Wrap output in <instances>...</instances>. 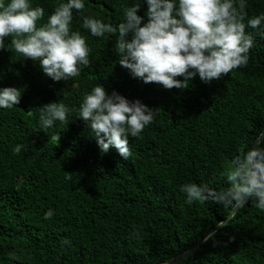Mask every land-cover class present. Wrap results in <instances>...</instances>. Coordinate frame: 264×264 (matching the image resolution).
<instances>
[{
  "label": "trees",
  "instance_id": "obj_1",
  "mask_svg": "<svg viewBox=\"0 0 264 264\" xmlns=\"http://www.w3.org/2000/svg\"><path fill=\"white\" fill-rule=\"evenodd\" d=\"M61 0H32L47 17ZM135 0H85L72 29L85 36L90 63L80 75L52 81L39 62L0 50V88L21 90L20 102L0 109V264H161L178 257L226 221L235 207L214 201L184 203L179 186L227 188L231 157L264 147V28L246 27L254 40L246 66L220 79L199 76L187 88L165 89L133 78L120 66L117 34L94 37L82 27L90 15L124 20ZM147 4L138 15L146 17ZM248 17L264 0H247ZM10 38H6V44ZM182 79V77H178ZM103 84L156 110L131 156L104 153L78 116L86 92ZM71 109L66 123L44 130L38 110L51 102ZM59 134V140L51 137ZM23 145L19 154L15 145ZM53 210V216L45 213ZM180 264H264V210L251 199Z\"/></svg>",
  "mask_w": 264,
  "mask_h": 264
},
{
  "label": "clouds",
  "instance_id": "obj_2",
  "mask_svg": "<svg viewBox=\"0 0 264 264\" xmlns=\"http://www.w3.org/2000/svg\"><path fill=\"white\" fill-rule=\"evenodd\" d=\"M142 3L148 6L147 19L138 15ZM246 3L247 0H135L123 7L124 20L119 24L83 15L82 27L94 37L117 34V63L133 78L155 82L165 89L187 88L197 75L210 83L247 65L254 40L245 29L264 28V12L248 17L245 23ZM84 9L85 0H61L47 22L37 26L45 15L42 6H33L32 0H0V50L7 46L22 59L38 61L52 81L77 77L90 63L91 48L85 36L72 29L73 11L79 14ZM6 38L10 43L6 44ZM20 97L21 90L16 87L0 88V109H12ZM156 110L139 99L129 100L115 90L109 93L103 84H95L84 94L77 117L97 138L102 152L114 147L127 159L132 154L129 138L141 135L154 120ZM36 111L40 127L47 130L57 122L66 123L71 109L59 100ZM51 138L59 140V134ZM22 147L17 144L13 151L19 154ZM225 175L229 186L220 190L203 183L181 184L184 203L211 200L227 208L251 199L253 207L264 210V147L257 144L232 156ZM53 214L49 209L45 218Z\"/></svg>",
  "mask_w": 264,
  "mask_h": 264
},
{
  "label": "water",
  "instance_id": "obj_3",
  "mask_svg": "<svg viewBox=\"0 0 264 264\" xmlns=\"http://www.w3.org/2000/svg\"><path fill=\"white\" fill-rule=\"evenodd\" d=\"M264 135V133H263ZM261 138V137H260ZM260 138L257 140V142L255 143L254 146H256L257 144H259V140ZM242 206V205H241ZM235 207V209L232 211V213L230 214L229 218L224 221L221 225L215 227L214 229H212L204 238L200 239L194 246H192L191 248H189L188 250H186L184 253H182L181 255H179L178 257L170 260L168 262V264H180L181 262H183L185 259H187L190 255H192L212 234H214L215 232H217V230L219 229L220 226L226 224L231 218L232 216L237 212V210L241 207ZM13 264H18V263H13Z\"/></svg>",
  "mask_w": 264,
  "mask_h": 264
}]
</instances>
